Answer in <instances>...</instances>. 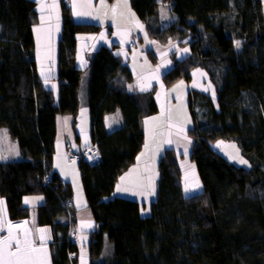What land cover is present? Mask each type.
I'll use <instances>...</instances> for the list:
<instances>
[{"label":"trees","instance_id":"1","mask_svg":"<svg viewBox=\"0 0 264 264\" xmlns=\"http://www.w3.org/2000/svg\"><path fill=\"white\" fill-rule=\"evenodd\" d=\"M130 1L152 38H177L189 48L164 83L190 81L194 69H203L216 89L217 103L198 90L188 96L193 121L188 131L190 160L202 191L186 195L178 156L168 149L159 163L151 213L142 216L140 203L111 197L120 176L143 149V120L159 112L155 91L127 92L133 74L113 50L101 48L93 56L87 107L90 146H96L100 159L96 164L78 162L98 225L91 236V263L264 264V0ZM41 2L0 0V129L16 141L21 155V160L0 162V199L9 220L18 222L31 216L24 197L43 195L38 225L51 229L52 264H76L71 254L79 250L68 239L65 221L73 189L52 172V163L57 117H77L81 107L77 36L97 33L100 26L75 22L70 6L60 0L63 28L56 96L40 79L33 57ZM162 6L169 8L172 22L163 21ZM23 77L32 78L29 97L21 95ZM118 111L123 126L109 133L106 117ZM219 141L234 142L250 168L236 166L219 152ZM47 176L49 185L44 182Z\"/></svg>","mask_w":264,"mask_h":264},{"label":"crops","instance_id":"2","mask_svg":"<svg viewBox=\"0 0 264 264\" xmlns=\"http://www.w3.org/2000/svg\"><path fill=\"white\" fill-rule=\"evenodd\" d=\"M43 1L41 4L44 5H51L54 2V0ZM65 1L72 10V16L75 22L100 26V30L97 33L79 34L77 36L78 51L75 62L82 74L79 91L81 107L77 117H73L72 115H60L57 117L56 147L52 163V172L56 173L64 183H69L73 189V196L71 198L73 208L71 211L74 218L71 225L78 234L75 242L79 251L77 254H71V257L77 258L76 264H92L89 248L92 233L96 231L98 225L88 207L87 199L84 197L85 195L74 192L73 181L77 176L79 177L80 169H77L76 173L73 167L71 174V170H64L65 168L63 167V169L59 164L63 158H66L65 151L68 146L74 151H80L92 144L91 115L87 107V99L93 56L101 48L113 50L115 56L133 74L132 82L127 83L125 86L127 92L130 94H138L152 90L155 91L159 112L143 120L145 135L143 149L137 156L135 164L120 176L111 197L129 199L140 203L142 216H148L151 213V205L155 201L158 191L159 163L168 149H174L178 156L183 173V185L186 195L192 196L202 191L203 188L198 172L194 163L190 160L192 141L188 136V131L192 128L193 121L189 110L188 96L191 90H198L207 93L216 101L217 95L216 89L211 84L208 74L200 68L192 71L190 81L183 79L170 86L164 83V76L169 73L177 61L183 60L189 54V48L179 45V42L167 46V42L171 39L167 40L165 45H163L162 41L161 43L159 40L152 38L146 31V24L140 21L133 11L130 0ZM55 2L59 6L58 19L55 10L45 7L42 12L41 6L39 7L40 23L34 26L36 49L33 57L37 62L40 79L44 82L46 88L53 91L57 96L60 85L58 81V44L62 34L63 21L60 0H55ZM73 4L76 5L75 11L82 13L81 15H74ZM114 7L115 12L112 10ZM162 15L163 21H168L166 13L162 12ZM42 16L44 17L43 21L41 20ZM171 18L170 22L174 20L173 17ZM140 25L143 27L141 28ZM36 29H39V32ZM131 41H135V47L128 49L127 45ZM121 42L124 43V48ZM140 45L147 50V54L152 62V66L150 65L151 70L141 82L137 80L135 75V61L140 57L139 61H146L149 65V59L145 60L141 54L136 53ZM153 47L159 49L156 50ZM157 51H161V54H157ZM161 55L168 56L160 59ZM152 56L155 58L156 63H154ZM45 77H47V81ZM200 77H202V80L199 79ZM31 79V77H23L21 80L20 91L24 97L30 96ZM142 87L144 91H141ZM123 122L121 113L119 111L115 112L106 117V128L109 133H112L120 129L123 126ZM7 137L8 141L16 142L10 138L8 132ZM168 141H171V143H168ZM16 151L19 155L13 158L3 159L0 162L21 160L18 145ZM122 177L125 178L123 181L121 180ZM153 185L155 189L154 195L150 194ZM118 187L127 190L118 191ZM133 192H136L137 195H133ZM26 199L30 203L26 204ZM1 201H3L4 217L8 220V224L19 225L17 228H12L11 231L13 233L16 232L20 239L23 240L24 231L27 229L29 238L34 241L35 247L39 248L41 243H43L47 249V260L44 261V264H52L50 251L52 242L51 229L49 227H39L38 225L37 211L40 206L45 204V197L43 195L25 196L23 205L30 209L31 216L18 222L9 220L5 202L3 199ZM62 221L64 222V219ZM65 221L66 225H68L70 217L67 216ZM40 230L45 231L42 232ZM8 233L9 228L5 227L0 237H6ZM42 236L44 237L43 241H41ZM68 239H70V229ZM39 255L43 259V252Z\"/></svg>","mask_w":264,"mask_h":264},{"label":"rangeland","instance_id":"3","mask_svg":"<svg viewBox=\"0 0 264 264\" xmlns=\"http://www.w3.org/2000/svg\"><path fill=\"white\" fill-rule=\"evenodd\" d=\"M264 10V9H263ZM161 12H164L166 13V16H167V19L168 21H171V17L173 16H169V8L165 7V6H162L161 7ZM167 24V23H166ZM134 43L133 46L130 47L131 43ZM161 42V41H160ZM175 42H179V39L175 38V39H171L169 42H167V46H170L172 45L173 43ZM122 43V42H121ZM155 43V42H154ZM162 43V42H161ZM160 43V45H165V42H163L162 44ZM122 47L124 48L125 45L124 43H122ZM128 49H132L135 47V41H131L128 45H127ZM155 48V47H153ZM156 49V48H155ZM159 48H157L156 50H158ZM136 53H139L142 55V57L146 60V59H149V65L147 64L146 61H139V58L135 61V67H134V70H135V75H136V78L139 82H141L143 80V78L145 76H147L148 72L151 70L150 69V65L152 66V62L149 58V55L147 54V50L143 47H141V45L139 46L138 50L136 51ZM157 54H161V51H157ZM168 55H161L160 56V59H164L166 58ZM199 79L202 80V77H200ZM183 80L182 78L179 80L181 81ZM186 81V79H184ZM179 81H176L175 83L179 82ZM200 81V80H199ZM173 83V84H175ZM197 85V84H196ZM216 103H217V100H216ZM191 140V139H190ZM192 141V140H191ZM192 143V142H191ZM225 143V144H224ZM221 144H224V145H221ZM219 145V146H218ZM232 145H235V147H231ZM15 147V151H16V147H17V144L16 142H13V141H8V137H7V140L4 139V132L3 131H0V155H3L7 158H13V157H16V155L14 154V152L12 151V147ZM217 148H218V151L223 153V154H227V156L230 158V160H232V162L236 165V166H239V167H242V168H250V163L249 161L242 155V152L240 150V148L234 143V142H229V141H219L217 143ZM66 157V155H65ZM67 159V160H66ZM240 159H243L245 161H247V164H241L239 162ZM1 161V160H0ZM68 158H63L62 159V162H60V166L64 169V170H71V174H72V169L74 167L76 173H77V169H79V164L78 162H69ZM72 163V164H70ZM73 187H74V192H77V194H81V195H85L84 193V189H83V186H82V181H81V173L79 174V177L77 176L76 179H74L73 181ZM86 197V196H84ZM1 201V199H0ZM4 206H3V203L0 204V217H1V221H2V227H3V230L5 227H8L9 223L8 224V220L5 219L4 215ZM1 224V223H0ZM20 231V230H19ZM2 231H0L1 233ZM13 232V231H12ZM14 234H16V232H14ZM2 237H5V236H2ZM0 237V238H2ZM7 237V236H6ZM14 246H13V250H14ZM88 253V252H87Z\"/></svg>","mask_w":264,"mask_h":264},{"label":"snow or ice","instance_id":"4","mask_svg":"<svg viewBox=\"0 0 264 264\" xmlns=\"http://www.w3.org/2000/svg\"><path fill=\"white\" fill-rule=\"evenodd\" d=\"M48 7L50 9H53L57 13V19H58V3L54 2L51 5H44L41 4V11L43 12L44 8ZM76 5L73 4V10H74V15H81L82 13L75 11ZM113 12H115V7L112 9ZM134 15V14H133ZM41 20H44V17H41ZM142 28L143 26L140 25ZM57 30H58V25H57ZM37 32H39V29H36ZM236 47L239 49L240 48V42L236 41ZM187 51V49H185ZM43 75V73H42ZM45 80L47 81V77H45ZM141 91H144V88H141ZM207 91V89H205ZM214 95V93H213ZM147 123V122H146ZM4 132V139L7 140V132L6 130H0ZM168 143H171V141H168ZM219 146V145H218ZM231 147H235V145H232ZM12 151L14 152L15 155H19L17 151H15V147H12ZM7 159V157L0 155V160ZM239 162L241 164H247V161L240 159ZM125 178L122 177L121 180L123 181ZM118 191H126L127 189H120L118 187ZM133 195H137L136 192L132 193ZM152 195L155 194V189L154 185L152 187L151 193ZM3 201H0V204H2ZM25 203L28 204L30 203L29 200H25ZM19 225H12L9 224V233L7 237H4L0 239V264H44V261L47 260V249L44 247L43 243H41V246L39 248L35 247L34 241L29 238L28 235V230L25 229L24 231V239L21 240L19 235L14 234L11 229L12 228H17ZM0 231H3V227L0 226ZM40 231H45V230H40ZM44 240V237H41V241ZM13 246L15 250H13ZM41 252H43V259L39 255Z\"/></svg>","mask_w":264,"mask_h":264},{"label":"built area","instance_id":"5","mask_svg":"<svg viewBox=\"0 0 264 264\" xmlns=\"http://www.w3.org/2000/svg\"><path fill=\"white\" fill-rule=\"evenodd\" d=\"M134 43L132 42L130 47L133 46ZM65 155L68 158L69 162H80V161H87L89 164H96L99 162V154L96 146H89L86 148L81 149L80 151H74L70 146L67 147L65 151ZM47 185L51 184V177L47 176L45 177L44 181ZM66 207L68 209V216L70 217V222L68 225L70 228V241L75 242L78 234L77 232L72 228L71 222L74 218L73 213L71 209L73 208V202L70 200L66 204Z\"/></svg>","mask_w":264,"mask_h":264},{"label":"water","instance_id":"6","mask_svg":"<svg viewBox=\"0 0 264 264\" xmlns=\"http://www.w3.org/2000/svg\"><path fill=\"white\" fill-rule=\"evenodd\" d=\"M0 223H1V219H0Z\"/></svg>","mask_w":264,"mask_h":264}]
</instances>
